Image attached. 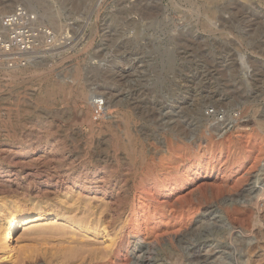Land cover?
<instances>
[{
	"label": "rangeland",
	"instance_id": "374dc122",
	"mask_svg": "<svg viewBox=\"0 0 264 264\" xmlns=\"http://www.w3.org/2000/svg\"><path fill=\"white\" fill-rule=\"evenodd\" d=\"M18 1L54 14L58 26L43 22L69 41L47 64L0 70V209L85 219L99 251L101 237L114 239L98 264H254L258 233L243 195L258 175L253 194L264 186V95L254 84L264 55L250 48L264 44V0L0 4ZM241 4L252 12L243 22ZM253 13L261 26H248ZM93 90L108 109L86 101ZM174 112L187 136L170 130ZM91 142L95 172L76 161ZM21 235L0 264H47L55 244L25 246Z\"/></svg>",
	"mask_w": 264,
	"mask_h": 264
},
{
	"label": "bare ground",
	"instance_id": "6f19581e",
	"mask_svg": "<svg viewBox=\"0 0 264 264\" xmlns=\"http://www.w3.org/2000/svg\"><path fill=\"white\" fill-rule=\"evenodd\" d=\"M1 4H0V15L2 17H5L8 14H10L17 5H21L19 1L15 3V6L14 3L12 2L6 4H3L2 2ZM31 11L36 14L38 20H40L42 23H45L43 21H46L48 25L50 26L52 25L51 27L53 28L55 26H58L54 14L46 13V12H42L41 14H38L33 8ZM239 12H240V21L243 22V20L247 19V17L249 18V13L251 11L249 10V8H247V5L241 4V6L239 7ZM246 21H249L248 26L252 28L256 27L257 25L261 26L262 24V22L259 19V16H255L254 13L251 15V18ZM258 37L260 36H258L257 33L256 39ZM246 42H248L247 34H242L241 43L243 47H248L247 45L245 46ZM255 42H257V40H255ZM250 48L254 52H256L255 51L256 49H258L257 51L258 54L264 55V44L261 43L260 45L259 43H254L252 47L250 46ZM47 62H49V60L44 58L30 63L29 66H41L42 64H47ZM20 69L21 68H17L18 71H10V72H14L13 73L14 76L15 75L17 76L18 74L21 73ZM114 74L115 73H112V75ZM254 84L255 86H257V92L260 95H264V70L259 69L256 71L254 75ZM96 95L97 94L95 93L94 90L90 92V94L86 93L85 94L86 101L93 104V106L97 108V110L102 109L105 111L106 109H108L107 107H109V105L108 106L102 105L103 107L99 105L100 101L97 98H95ZM109 103L111 106H116V104H118L117 101L115 100H111ZM261 115L264 116V112ZM172 120L173 123L170 126V130L181 135L187 136L189 134L190 131H188L185 128V126L181 124L180 118L177 116V113L174 112V114L169 115L167 121H172ZM229 121L230 119L228 117L222 122H217L216 124H214L213 129L217 131L221 129L225 123ZM258 125L260 127H264L263 121H259ZM93 132H94V127L91 125L89 135H91ZM80 133L84 134V131L80 130ZM113 142H114V138L110 144L111 147L113 146ZM96 150L97 147L94 144V142H91L87 148L84 147L80 149L79 147V151L76 152V161H78V163L81 165L82 161L87 159L86 162L84 161L85 162L84 163L85 165L83 164L84 168L92 170L93 172L97 171L100 168V164H99V159L97 158L96 155ZM257 178L260 179L259 175ZM257 178L253 180L249 189L247 190V193L243 195V198L245 201L249 202L248 208L253 209V215H254L253 221L258 233V236L257 237L255 236L254 238L255 240L253 242V248H252L254 254H251V256L254 257V264H264V186L262 187V189H259L257 193L253 194V192L258 187L256 185V183H258L256 182V180H258ZM263 181H264V177H263ZM32 213H33L32 210L28 212L26 209H21L19 207H14L12 210H9L7 212L2 211V209H0V263H3L7 260L12 261V256L19 250V246H17L14 243V237L18 229H22V235L20 236V240L25 243V246L26 244H30L35 239L38 240L41 239L44 242L55 244L54 247L45 248L43 254H51V257L56 256V258L58 259L56 261L57 264H69V261L71 260H75V262L80 261V264H82L83 263L82 261L85 260L86 256H88L87 258L89 259L87 262L88 264H98V260H102L107 257L110 258L111 255L114 254L113 253L114 250H111L110 248L114 243V239L101 237L102 240L105 242L104 251H99L95 247V244L97 243L96 242L97 240H95L97 238L95 237H98L99 233L97 232V228L94 226H90V223H86L85 219L83 218L78 219L77 217H74L72 219H67L66 217H64L65 219H63L60 218L59 214L57 213L53 214L52 217H50L49 214L40 213L38 211L33 214ZM66 236H70L71 241L68 242ZM56 248H58V251L55 250ZM51 257L45 258L47 264L52 263ZM37 263L38 260H36V258L34 262H31L29 260L28 261L20 260V261L12 262V264H37Z\"/></svg>",
	"mask_w": 264,
	"mask_h": 264
},
{
	"label": "built area",
	"instance_id": "2783aa9c",
	"mask_svg": "<svg viewBox=\"0 0 264 264\" xmlns=\"http://www.w3.org/2000/svg\"><path fill=\"white\" fill-rule=\"evenodd\" d=\"M68 41L67 34L55 32L30 9L17 5L7 16L0 15V70L50 58L58 45Z\"/></svg>",
	"mask_w": 264,
	"mask_h": 264
}]
</instances>
